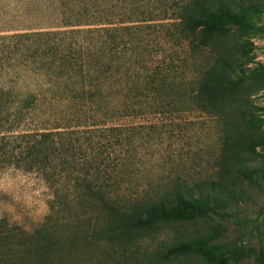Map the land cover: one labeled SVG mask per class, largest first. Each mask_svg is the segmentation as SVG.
Wrapping results in <instances>:
<instances>
[{"label":"trees","instance_id":"16d2710c","mask_svg":"<svg viewBox=\"0 0 264 264\" xmlns=\"http://www.w3.org/2000/svg\"><path fill=\"white\" fill-rule=\"evenodd\" d=\"M261 1L60 0L63 26L79 30L60 37L70 47L61 50L66 55L57 69L58 84L77 88L79 78L93 98L111 80L131 86L141 81L139 62L132 63L120 50L123 37L108 33H121L128 25L170 22L187 44L200 108L222 123L215 167L206 175L196 172L200 153L189 144L192 151L184 153V137L172 134L175 123L2 134L0 169L37 175L51 198L45 221L28 237L0 220V264H68L81 244L101 249L108 264L117 253L126 255L135 231L227 218L243 196L231 175L264 181V171L250 164L252 156L264 152V116L259 115L264 108L245 98L246 78L235 76L251 59L247 37L255 28L252 20L264 12ZM63 71L76 76L65 80ZM219 236L212 232L172 246L163 257L195 254L207 264H231L250 254L264 264V247L230 251Z\"/></svg>","mask_w":264,"mask_h":264},{"label":"rangeland","instance_id":"374dc122","mask_svg":"<svg viewBox=\"0 0 264 264\" xmlns=\"http://www.w3.org/2000/svg\"><path fill=\"white\" fill-rule=\"evenodd\" d=\"M260 6L264 9V0ZM62 21L60 0H0V135L103 124L175 123L172 134L184 137V153L192 151L188 144L200 153L196 172L211 173L222 123L200 108L187 44L170 22L128 25L121 33H108L107 37H123L120 50L132 63L139 62L141 81L131 86L111 80L93 98L79 78L77 88L58 84L57 69L66 55L61 50L70 47L69 40L60 37H72L79 30L65 28ZM252 23L255 28L247 37L251 59L235 76L246 78L245 98L264 108V12ZM62 76L66 80L76 75L63 71ZM259 115L264 116V111ZM251 160V165L264 171V152ZM231 177L243 196L227 218H201L135 231L128 239L133 245L127 247L126 255L117 253L108 264H207L195 254L166 260L163 256L172 246L212 232L220 235L230 251L264 247V181L251 183ZM50 198L49 189L37 175L0 169V220L18 235L28 237L43 224ZM75 249L68 264H105L108 259L92 246L81 244ZM231 264L257 263L249 254Z\"/></svg>","mask_w":264,"mask_h":264}]
</instances>
